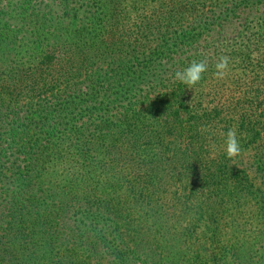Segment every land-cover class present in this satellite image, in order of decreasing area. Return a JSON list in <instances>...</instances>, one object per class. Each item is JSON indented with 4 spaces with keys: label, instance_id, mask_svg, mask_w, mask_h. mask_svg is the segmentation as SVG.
Here are the masks:
<instances>
[{
    "label": "trees",
    "instance_id": "obj_1",
    "mask_svg": "<svg viewBox=\"0 0 264 264\" xmlns=\"http://www.w3.org/2000/svg\"><path fill=\"white\" fill-rule=\"evenodd\" d=\"M263 1L0 0V264H264Z\"/></svg>",
    "mask_w": 264,
    "mask_h": 264
},
{
    "label": "clouds",
    "instance_id": "obj_2",
    "mask_svg": "<svg viewBox=\"0 0 264 264\" xmlns=\"http://www.w3.org/2000/svg\"><path fill=\"white\" fill-rule=\"evenodd\" d=\"M229 57L221 56L218 62L215 64L217 71L215 76L222 78L225 75V71L228 68ZM207 64L204 61L192 62L182 71L175 72V79L180 83L189 87L194 86L201 80L202 74L206 71ZM225 154L227 157L232 158L237 156L241 152L240 141L237 138V134L234 130L229 129L225 137Z\"/></svg>",
    "mask_w": 264,
    "mask_h": 264
},
{
    "label": "rangeland",
    "instance_id": "obj_3",
    "mask_svg": "<svg viewBox=\"0 0 264 264\" xmlns=\"http://www.w3.org/2000/svg\"><path fill=\"white\" fill-rule=\"evenodd\" d=\"M264 4V1L261 2ZM264 6V5H263ZM264 8V7H263ZM255 35H252V38L254 37ZM262 45L264 46V38L262 40ZM257 46V44H256ZM262 46V47H263ZM259 50V48H257ZM236 77L237 75H231L228 80H227V83H228V86L231 87V85H234L233 83V80H236ZM233 91H230V88H227V89H224V96H222V100L223 101H226L227 98L229 97V94L232 93ZM212 134H210V139L211 140H215L217 138L216 134H215V131L212 130ZM209 136V135H208ZM251 139V135H247L241 139H239L240 141V145H241V152L235 156V159H236V162H239L240 164H245L247 161H253L254 159L255 162L257 161V157L263 152L264 153V145L261 146V145H258L255 143V141H252V142H248L250 141ZM215 143L211 142V146H210V154L212 156L216 155V150H215ZM221 147V146H220ZM236 162H233V163H236ZM199 193V192H198ZM199 198V197H198ZM192 201V200H191ZM243 219H245V216L244 217H239V221L242 222ZM227 223V221H225ZM232 223V221H231ZM247 225V224H246ZM232 226V224H231ZM230 224L228 227H231ZM244 225L242 224L241 227H243ZM232 230V228L230 229ZM227 234H230L231 233H227ZM229 236V235H228ZM231 237H234L233 235ZM228 239V238H227ZM233 241V239H231Z\"/></svg>",
    "mask_w": 264,
    "mask_h": 264
}]
</instances>
